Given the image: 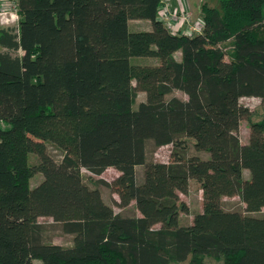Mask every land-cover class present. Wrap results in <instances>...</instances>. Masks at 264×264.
Returning <instances> with one entry per match:
<instances>
[{
    "label": "trees",
    "instance_id": "16d2710c",
    "mask_svg": "<svg viewBox=\"0 0 264 264\" xmlns=\"http://www.w3.org/2000/svg\"><path fill=\"white\" fill-rule=\"evenodd\" d=\"M164 1L17 0L18 27L0 28V264H264V212L253 214L264 211V118L247 143L237 134L251 116L241 99L264 104V0L204 3L193 35L171 32ZM189 139L206 156L190 155ZM150 141L172 144L170 160L149 159ZM108 167L119 176L100 182L136 212H116L82 173ZM191 180L206 203L183 225ZM41 217L72 245L48 240Z\"/></svg>",
    "mask_w": 264,
    "mask_h": 264
},
{
    "label": "rangeland",
    "instance_id": "374dc122",
    "mask_svg": "<svg viewBox=\"0 0 264 264\" xmlns=\"http://www.w3.org/2000/svg\"><path fill=\"white\" fill-rule=\"evenodd\" d=\"M9 7L2 9L0 4V28L1 27H18L20 16L17 11V0H8ZM189 4H191L190 12L194 19L202 18V5L207 3L208 5L216 8H221L220 2L221 0H186ZM149 22L145 20H132L131 21V30L135 29H145L149 27ZM176 57L181 59V53L177 52ZM152 58L150 57H133L132 62L137 64H149ZM172 96H177L182 99H187V95L180 90H174L168 98ZM146 99L145 93L142 91H138L135 104H139L141 101ZM241 103L249 108L251 112V116L249 118L243 119L240 123V127L237 131V134L240 140L243 143H247L250 137V127L251 124L255 121H260L264 118V104L262 103L261 99L258 97H243L241 99ZM188 148L187 151L190 155L192 154H202L206 156V154L197 151L194 146V141L192 139L187 140ZM50 154L58 159L61 160L63 158L64 153L57 147L53 145L48 146ZM173 145H164L154 150L153 144L150 141L148 143V158L155 160V161H162L167 162L170 160L171 153H172ZM37 160V157L32 155L31 161L34 162ZM143 166L137 167V177L139 181L143 179ZM82 173L84 174L85 180L91 187H98L101 189L102 194L106 202L113 206L116 212L121 213H132L133 211L136 212L135 205L132 203L126 209H122L118 204L117 201L119 200V196L116 193H113L108 186L101 183L100 180L111 183L115 178H117L120 174L118 169L114 167H108L105 171L100 174L96 175L91 173L87 169H82ZM245 177H250L249 171H245ZM43 179V175L41 173L36 174L31 179L32 186H36L39 182ZM181 199L187 205V211H181L180 213V223L183 225H187L192 223L194 216L203 210L206 200L203 196V190L200 184L194 180L190 182L189 191L186 194H181ZM223 206L225 209L228 210H240L246 213L245 210V203L241 200L239 196H232V197H224L223 198ZM262 212H254V215L262 214ZM39 221L47 226L46 230V237L48 240L52 241L53 243L64 245V246H71L73 243V236L67 234L61 230V228L55 226L52 218L50 217H41ZM205 262L207 264H220L222 260H217L213 257L206 256ZM34 264H44L42 260L35 259ZM176 264H191L190 259L184 261L182 263Z\"/></svg>",
    "mask_w": 264,
    "mask_h": 264
},
{
    "label": "built area",
    "instance_id": "2783aa9c",
    "mask_svg": "<svg viewBox=\"0 0 264 264\" xmlns=\"http://www.w3.org/2000/svg\"><path fill=\"white\" fill-rule=\"evenodd\" d=\"M164 2L160 16L171 32L193 35L203 31L204 22L202 18L194 19L190 10L182 5L173 6L170 1L165 0ZM0 4L2 9L9 7L8 0H0Z\"/></svg>",
    "mask_w": 264,
    "mask_h": 264
},
{
    "label": "crops",
    "instance_id": "0c3cea01",
    "mask_svg": "<svg viewBox=\"0 0 264 264\" xmlns=\"http://www.w3.org/2000/svg\"><path fill=\"white\" fill-rule=\"evenodd\" d=\"M174 2H176V0H173ZM187 4V6L190 8L191 7V4H189L186 0H184Z\"/></svg>",
    "mask_w": 264,
    "mask_h": 264
}]
</instances>
